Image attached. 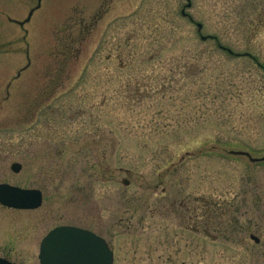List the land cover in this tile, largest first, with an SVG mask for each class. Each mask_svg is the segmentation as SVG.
<instances>
[{"label": "rangeland", "instance_id": "374dc122", "mask_svg": "<svg viewBox=\"0 0 264 264\" xmlns=\"http://www.w3.org/2000/svg\"><path fill=\"white\" fill-rule=\"evenodd\" d=\"M190 1L0 0V183L43 192L0 257L76 225L114 264H264V160L231 152L264 156V0Z\"/></svg>", "mask_w": 264, "mask_h": 264}, {"label": "water", "instance_id": "95a60500", "mask_svg": "<svg viewBox=\"0 0 264 264\" xmlns=\"http://www.w3.org/2000/svg\"><path fill=\"white\" fill-rule=\"evenodd\" d=\"M191 6L188 0L186 5ZM34 9L25 21H18L20 25L30 20ZM182 14L187 15L185 9ZM192 19V17L190 16ZM198 31L201 32L203 24L197 22ZM202 39L216 38L213 35H200ZM230 53L231 48L220 45ZM239 54V53H237ZM249 55V53H245ZM234 154L246 155L251 161H263L264 156L254 157L248 151L232 150ZM22 165L13 162L11 168L19 172ZM43 192L39 188H26L7 182L0 183V205L15 209H36L41 206ZM251 238L259 242V238L251 234ZM40 264H113L114 252L106 239L90 229L76 225H58L52 228L41 240L39 254ZM0 264H24L0 257Z\"/></svg>", "mask_w": 264, "mask_h": 264}]
</instances>
